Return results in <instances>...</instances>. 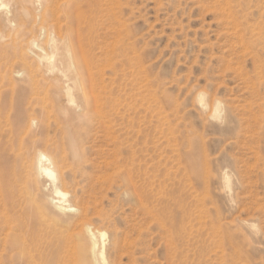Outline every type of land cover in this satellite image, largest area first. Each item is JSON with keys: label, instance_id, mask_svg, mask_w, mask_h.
<instances>
[{"label": "rangeland", "instance_id": "1", "mask_svg": "<svg viewBox=\"0 0 264 264\" xmlns=\"http://www.w3.org/2000/svg\"><path fill=\"white\" fill-rule=\"evenodd\" d=\"M64 1L3 0L32 15L55 6L45 26H60L61 35L54 30L52 62L32 60L33 73L18 57L4 60L0 52V134L17 112L20 125H29L11 144L0 135V156L20 161L26 150L33 158L40 149L66 148L57 184L70 204L87 210L93 230L106 231L105 253L114 264H264V0ZM67 16L82 22H68V33L78 36L75 41L70 32L75 42L68 43L74 51L83 45L75 53L92 61L86 89L96 100L85 113L83 106L70 107V119L61 112L69 107L63 92L68 81L59 73ZM35 26L15 40L22 39L24 49ZM44 39L39 43L50 53ZM51 63L56 67L49 69ZM69 86L80 102L77 88ZM215 100L219 118L209 115ZM7 115L10 124H4ZM68 123L82 148L79 165L69 154ZM43 133L48 145H31ZM25 164L18 188L26 196L0 212V264H17L16 243L23 246V264H89L86 241L76 231L69 232L74 238L68 230L60 235L58 224L38 214L52 184ZM27 171L35 181L26 179ZM29 195L30 205L24 202ZM19 210H31L36 223L19 230ZM56 239L65 246L55 248Z\"/></svg>", "mask_w": 264, "mask_h": 264}, {"label": "bare ground", "instance_id": "2", "mask_svg": "<svg viewBox=\"0 0 264 264\" xmlns=\"http://www.w3.org/2000/svg\"><path fill=\"white\" fill-rule=\"evenodd\" d=\"M40 1L41 0H36L37 3H39ZM68 1L69 0L64 1V2H66L65 4H67ZM73 1H75V0H73ZM22 2L24 3V1H22ZM70 2L71 1H69L68 3H70ZM90 3L91 2H89V4ZM73 5L74 4H71V5L69 4V8L70 7L72 8ZM54 7L55 6H53V9H54ZM61 7H63V5ZM75 8L77 9V7H75ZM75 8H74V11H75ZM53 9H49V10H48V8H46V9L42 8L41 9V7H40V10H37V13L32 15L30 13V11L27 10V8H25L23 6H21V8H20V10L18 12H15V11L11 10L7 6V4L5 2H3V0H0V11H1V15H0V38L2 40V42H0V52L2 54L4 53V57L2 56V54H1V57L4 60H9V59H11L13 57L14 58L18 57L20 59L19 62H21L22 65H25L29 72L34 71L33 70V65H32L33 64L32 60L38 61L39 63L51 61V59L54 56L53 48H55L57 46V39L55 37L54 30H57V32H58L57 34H59V36L61 35V32H60L61 31V29H60L61 27L60 26L57 29L56 28L54 29V25H53L52 30H49V31H47L46 26H45V23L47 22V12L51 13V11ZM58 9H59V7H58ZM71 10H73V9H71ZM52 12L54 13V11H52ZM56 13H57V11H56ZM70 15H71V18L75 16V15L72 16V14H69V17H70ZM79 15H80V11H79ZM79 15H77V17ZM69 17L67 16V22L64 21L66 23V27L63 26V28H65V31H64L63 37L61 38V40H62L61 41L62 42V48L64 50L63 52H64L65 60H66L65 68H64V70H59V73L61 74V76L64 77V79H66L68 81V84L65 85L63 92H64V95H65L66 100H67L66 102L68 103L69 107H68V111H67V107L65 106L66 108L61 109V112L64 115L68 116V118L70 119L71 115L69 113H71L70 112L71 108H74V110H75V109L79 108L80 106H83V108H84L83 112L85 113V112H88V111L91 110L90 109V106H91L90 104L93 103V102L95 103L96 100L89 95L88 90L86 89L87 88L86 86L88 84L91 85V83H92L91 82L92 78H90L92 73H90V71H89L90 67L88 68V65H87L88 62H92V61L90 60V61L86 62L87 60L84 59V58L86 56H88V55H86L84 57H83L84 54L83 55L82 54L79 55V53L81 51L78 54H76L77 52L75 53V51L76 50L78 51V49H80V50L84 49V47L80 48L83 45L80 46V47L78 46L79 48H77V49L75 48V51H74V49H72V47H71V42L68 43V41L70 40V38L68 37V34L71 32L70 31L68 33V30L70 28V27L68 28V25H69L68 22L71 23V21H72V24L76 22V21L73 22L74 20H72V19L68 21ZM77 17H75L73 19H76ZM88 18H89V15H88ZM56 19L57 18H55V20ZM87 19H85V20H87ZM76 20H78V19H76ZM88 21L90 22L92 20L90 19ZM88 21H87V23H88ZM79 22H76L75 24H78ZM80 23H82V22H80ZM36 24L39 25L36 28V35L33 34L30 37H28L29 39H28L26 47L24 49V47L22 46V42H23L22 39H20V41H18V42H16L15 40H18L20 37H22L24 35H28L30 33L32 34L33 27ZM53 24H55V23H53ZM89 24H87V25H89ZM87 25H84L85 26L84 31H86L85 29H87L86 28ZM90 26H91V24H90ZM78 27L82 29L81 26H78ZM71 28H72L71 30H73V27H71ZM89 30H91V29H89ZM77 32H78V30H77ZM77 32H75V33H77ZM72 33H73V31L71 32V34ZM79 33H80V31H79ZM71 34H70L71 37H72V35L74 36V33L72 35ZM40 36H41V38L45 37L44 40L46 41V45H47V48L50 50V53L47 52L46 46L43 47L39 43V37ZM75 36H76V34H75ZM75 36H74L75 39L74 38L73 39L76 41V38H78V36L77 37H75ZM82 36L83 35H81V38H82ZM25 39H27V38H25ZM72 40H70V41H72ZM76 44H74V45L72 44V45L75 47ZM77 45H81V43L77 44ZM82 53H86V52L82 51ZM89 57H91V56H89ZM5 67H7V66H5ZM54 67H56V66H54ZM54 67H53L52 63L48 64V68L49 69H52ZM7 68H9V67H7ZM35 68H37V67H35ZM5 70H3L4 74H7ZM3 71H1V72H3ZM4 74H2V76H5ZM2 78H4V77H2ZM9 79H10V77H9ZM69 82H71L72 85H74L77 88V92H78V95H79V98H80V102H78V103L75 100L76 97L74 98V96L71 93L72 87L69 86ZM89 85H88V87H89ZM203 101H204L203 94L200 93L198 95V102H199L201 108L205 110L208 106ZM210 106H211V108H210L209 115L211 117H214V118H219V115L221 114L220 112L222 111L220 102L219 101L213 102L212 105H210ZM4 107H5V102L3 100H0V108L3 109ZM94 111H98V110L94 109ZM20 115H21V113L17 112L16 115L12 118L13 122H12V125H10L9 129H7V131L1 132V134H0L2 137L6 135V137L8 138V140L10 142V144L13 141V139H15L16 137L19 138V135H20L21 131L23 130V128L27 127L25 130L28 131V128H29L28 122L26 124L27 126H25V127H22L20 125V123H19L20 122L19 121ZM1 117L2 116L0 114V122H2L1 121ZM53 117L55 118V116H53ZM69 119H66V120L69 121ZM27 120H30V119H27ZM3 121H5L4 124H8V123L10 124V119L8 118V115L6 116V118H4ZM101 122L103 123L104 121H101ZM69 124L70 123H68V126L65 127L67 129V138L66 139H67V143H68L67 145H68V149H69V154L71 155L73 160L79 165L80 163L83 162V157H82L83 155H82V150H81L82 148H80L79 142L75 139V137L73 135L74 132L72 133V131L70 129V125L71 124L70 125ZM32 125H34V124H32ZM30 126H31V124H30ZM7 134H8V136H7ZM54 134H52V135H54ZM54 138H55V136H54ZM48 140L49 139H47V137L44 134L43 137H39V138H34L33 137V138H31L30 143H31V145H35L37 143L42 142V143L48 145L47 144ZM11 146H13V145H11ZM18 146H19V149H21V139H20V142L18 143ZM50 149L51 150H49V151L48 150H44V149L43 150L42 149L38 150L37 152H35V155L33 156V158H28V156H27V151L28 150H26L25 151L26 155L19 154L20 159H21V160L19 159L20 161H16V160L10 161L9 159L3 158V157L0 156V212H1V210H3V211H6L5 213H7V208L8 209L12 208V205H14V202H16L15 198H20V197H22V195L24 193L27 192V191H25L23 193V190L21 188H18V184H19V182H21V178H22L19 171L22 170V168L28 166L25 163H28V164L31 163V165L33 166V168L35 170V174L38 175V176H42V175L46 176L47 178H49V180L51 181V184H52V191H51L52 194H51V196L47 197L46 199L42 200L39 203V207H38L39 211H37V212H38V214H40V217H44L45 215H47V216H49V219H50L49 221L54 222V225L58 224L60 227L58 226L59 228H57V229H58V233L60 235L68 230V232H67L68 236L70 235V236L73 237V235L69 234V232L72 231V233H74V231H76V235L79 236V239L82 238V239H84L86 241V246H85L84 243H83L82 246L84 247L83 250L85 251L86 255L88 256V258H90L89 264H114L113 262L110 261L109 256H107L106 253H105V244H106L105 241L107 240L106 231L99 230V228H97L98 230H93V228H91V226L89 224H87L86 219H85V217H86L85 215L87 213V210L82 209V208H77V207L73 206L72 204H70V202L67 199L68 198V191L62 189L61 186L59 187L58 184H57V180H58L57 174L59 175L60 179H61V177H63L62 176V174H63V170L62 169L64 167V162H65L64 151H65L66 148L64 149L61 145H56V146H54L53 148H50ZM31 154H33V153L31 152ZM53 166H55V168H56L55 170L56 171L54 170ZM196 171H197V169H196ZM29 172L27 173L26 179L30 180L31 182L35 181L36 179H35V177L33 175H31L30 177L28 176ZM227 174L224 172L222 174V178H223V184H224L223 186H224V188L228 189V187H229L228 186L229 178H228ZM38 176H36V177H38ZM62 182H63V180H62ZM19 186H20V184H19ZM26 186H27V183H25V188H26ZM36 187H37L36 190H38V186H36ZM35 191H33V192H35ZM30 196L31 195H29V197H25V199H24V202L27 203L28 205H30L31 202H34V199L31 198ZM37 200L38 199H36V201ZM21 202H20V204H21ZM24 204H23V206H25ZM17 207H18V205H17ZM20 207H21V205H20ZM17 212L20 213V210L17 211ZM35 215L36 214H34L31 210L30 211L29 210L28 211H24V213L22 212V213H20V215L18 214V217L15 218V220L17 219L18 229L21 230L23 228V225H25V226L27 225L28 227H32V225H34L36 223ZM98 217H99V215H98ZM42 219L44 221V218H42ZM87 221H88V219H87ZM41 222L42 221H40L39 225L43 224ZM53 228H54L53 230H55V227H53ZM42 229H44V227ZM53 230H51V231L54 232ZM48 232H50V231H48ZM67 233H65V234H67ZM62 236H58V238L62 239L63 238ZM64 237H66V235ZM56 238H57V236H56ZM70 239H71V237H70ZM62 243L64 245V243H66V242H62ZM53 245L55 246V248H59V249H61V248H63L65 246V245L62 246V244L60 245V243L58 242V239L55 240ZM22 247L23 246L18 245V243H16L15 248L18 250L17 255H16L17 264H23V248Z\"/></svg>", "mask_w": 264, "mask_h": 264}]
</instances>
